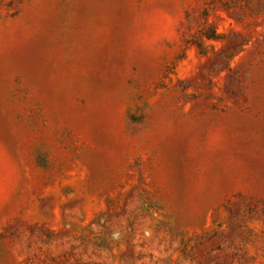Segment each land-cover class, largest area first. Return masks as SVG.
I'll return each mask as SVG.
<instances>
[{"label":"rangeland","instance_id":"obj_1","mask_svg":"<svg viewBox=\"0 0 264 264\" xmlns=\"http://www.w3.org/2000/svg\"><path fill=\"white\" fill-rule=\"evenodd\" d=\"M0 264H264V0H0Z\"/></svg>","mask_w":264,"mask_h":264}]
</instances>
